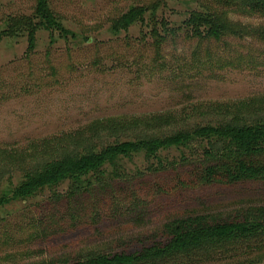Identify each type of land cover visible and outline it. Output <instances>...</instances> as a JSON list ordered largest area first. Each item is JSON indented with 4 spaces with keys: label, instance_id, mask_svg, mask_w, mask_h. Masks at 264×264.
Segmentation results:
<instances>
[{
    "label": "rangeland",
    "instance_id": "374dc122",
    "mask_svg": "<svg viewBox=\"0 0 264 264\" xmlns=\"http://www.w3.org/2000/svg\"><path fill=\"white\" fill-rule=\"evenodd\" d=\"M48 3L68 34L40 29L32 53L25 35L0 41V151L23 158L0 166V197L18 186L25 169L72 151L67 144L78 134L88 139L87 130L97 122L149 123L153 116L173 115L170 126L126 128L117 131L118 138L102 132L95 143L160 140L217 125L225 120V108H251L249 101L264 97V42L228 38L222 49H210L212 63L198 65L204 45L196 52L199 44L182 23L192 11L221 10L212 0ZM34 5V0H0V31L9 17L31 16ZM133 7L146 10L143 23L113 31L111 22ZM235 10L228 12L232 22L244 29L264 27L263 15ZM153 29L161 41L155 43ZM170 29L174 33L166 35ZM256 111L249 116L264 121V106ZM202 146L204 141L191 140L153 159L142 152L118 157L104 166L102 176L92 177L89 189L74 192L66 182L0 207V264H72L99 255H139L164 243L171 223L194 217L211 225L239 221L255 231L158 257L148 258L146 251L139 264H264V181L175 187L204 164ZM157 186L169 192L160 194Z\"/></svg>",
    "mask_w": 264,
    "mask_h": 264
},
{
    "label": "trees",
    "instance_id": "16d2710c",
    "mask_svg": "<svg viewBox=\"0 0 264 264\" xmlns=\"http://www.w3.org/2000/svg\"><path fill=\"white\" fill-rule=\"evenodd\" d=\"M212 1L217 5L215 7H222L221 10L206 7L204 11H192L182 23L183 30L188 32L190 39L196 40L199 44L196 52L201 50L200 43L204 45L202 49L205 51V56L202 59L200 55L202 60L198 64L199 66L212 63L209 56L210 49L213 51L220 47L222 49L226 46L225 40L228 38L237 40L255 38L264 42V27L244 29L240 24L232 22L228 15L229 11L236 9L235 11L240 14L264 16V0ZM34 3V11L31 16L6 19L4 30L0 31V41L3 37L16 38L25 35L28 42V53H32L35 49L36 33L40 29L55 28L58 34L65 36L67 32L55 20L54 14L52 15L48 0H34ZM145 11L142 8H131L119 19L111 22L113 31H126L132 25L139 22L143 23ZM160 26L166 28L164 22H160ZM173 33V30L170 29L166 35ZM151 35H153L155 43L162 40L155 29L152 30ZM214 43L215 45L211 46ZM158 45V43L157 46L155 44V47L158 48ZM214 55L213 53V58H215ZM248 103L251 108L246 104L243 108L236 106L225 108L226 110L223 111L226 115L223 117L225 120L217 125H205L189 133H178L160 140L152 138L122 140L120 142L116 140L100 147L96 146L95 143V139L102 132L114 134L118 138L120 136L117 131L122 134L129 131L125 130L126 128L142 129L170 126L175 122L173 115H156L151 118L149 123H143L142 120L140 122L136 119H131L130 122H122L116 119L115 122L106 124L97 122L91 129L87 130V133L91 134L88 139L80 133L70 140L67 145L72 151L60 153L46 163L25 169L23 179L18 186L10 190L8 195L0 197V207H5L10 203L28 201L43 190H52L66 182L70 184L71 190L74 192L89 189L92 177L102 176L104 166L118 157L130 159L135 153L142 152L147 159H153L157 158L159 151L185 147L191 140L205 142V146L200 147L203 151L201 157L204 164L193 178L179 180L175 187L194 189L199 186L219 185L228 187L244 182H263L264 121L253 120L249 115L260 113L254 112V110L264 106V97L253 99ZM219 108H223V106ZM213 109L218 110L217 108ZM60 145L63 144L60 143ZM45 153L43 151L41 156ZM22 160L21 156L0 151V166L4 163H21ZM156 190L160 194L169 192L161 186H157ZM168 227L165 242L146 250L149 251L148 258L158 257L168 252L189 250L206 242L220 244L229 240L232 241L233 238L248 236L255 231L254 225H246L239 221L230 224L211 225L202 217L176 220ZM144 253L139 255L135 253L132 255L92 256L85 262L79 261L72 264H139L146 257Z\"/></svg>",
    "mask_w": 264,
    "mask_h": 264
}]
</instances>
